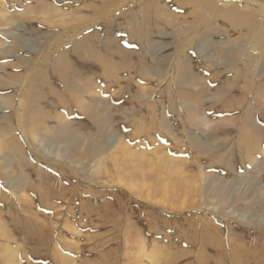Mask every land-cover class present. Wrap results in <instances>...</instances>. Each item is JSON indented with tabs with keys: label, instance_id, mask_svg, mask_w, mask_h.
Instances as JSON below:
<instances>
[{
	"label": "rangeland",
	"instance_id": "374dc122",
	"mask_svg": "<svg viewBox=\"0 0 264 264\" xmlns=\"http://www.w3.org/2000/svg\"><path fill=\"white\" fill-rule=\"evenodd\" d=\"M149 3L148 45L137 32ZM36 4L55 25L25 31ZM178 7L0 0V49L18 59L11 70L0 61V226L21 264H130L141 241L175 264H239L247 253L264 264V67L244 78L241 36L220 24L194 37L201 54L177 49L185 37L160 22L187 27L192 8ZM17 37L44 43L41 64L26 63L37 54L16 50ZM179 57L194 61L173 66Z\"/></svg>",
	"mask_w": 264,
	"mask_h": 264
},
{
	"label": "bare ground",
	"instance_id": "6f19581e",
	"mask_svg": "<svg viewBox=\"0 0 264 264\" xmlns=\"http://www.w3.org/2000/svg\"><path fill=\"white\" fill-rule=\"evenodd\" d=\"M176 1H178V4H179L178 9H176V10L180 11L182 13L184 12L185 16H187V14H186L184 9H186V7L188 5H190V7L192 9H191V13L188 16H192V18H190L191 22L189 23V25L187 27L180 26V29H176V30L173 27L174 26L173 20L167 19V21H161L160 25L162 28H165V29L167 27L173 28L171 31H173V33L175 35H177L179 37V39H180V37H183V38L185 37L184 40H182V39L180 40L182 42L178 43L179 47L177 49H181L183 53L188 52L190 49H193L198 54H201V52L199 53V48L193 47V45L196 44V42H194L195 41L194 37L201 35L202 30L207 31V26H204L205 24L206 25L220 24L219 26H221V29H222V27L223 28L225 27L226 30H228L225 32L233 33V34L235 33V34H238L241 36L240 41H237L235 44L240 48L239 53L242 55V57H244V59H242V61H240L241 59L237 58L235 62H236V64L244 65L243 71L241 73L244 76V78L248 77L251 79V76H249V75H251V71H250L251 66H259L261 68L264 67V0H176ZM150 6H151L150 3L145 6V9L147 10V12H146V15H144L146 17L145 20H143L144 26L141 27L140 30L137 32V33H139V39L141 40V43H146L148 45L150 44L149 43V31H147L148 29L145 30V27L149 26V25H147V21L149 20L148 14H149ZM97 10L99 11V8H97ZM27 12H28L27 13L28 16L25 15V17L21 19L22 25H23L22 28L25 31L28 30L26 28H29V29L39 28V29L43 30L44 27L42 24L55 25V23L52 22L53 17H48L49 16V14H48L49 9L44 5L36 4V7L28 10ZM207 15H210V16H207ZM180 16H183V15H180ZM207 17H209V18H207ZM180 18L184 19L183 17H180ZM37 23H40L41 25H37ZM1 24H2V22L0 21V25ZM19 29H21V27H19ZM218 35H220V37H222L221 32ZM43 38L44 37H42L41 39L43 40ZM16 39H17L16 44H15L16 50H21L24 52H28L27 50H29L30 52L35 51L34 54H37L35 57H32V59L26 61V63L30 67L37 66V65L41 64L40 59L43 57V52H44V43L43 42L44 41L42 42L43 44L40 47V49L39 48L36 49L34 47L35 45H33L32 42L31 43H25L26 41L24 38H23L24 39L23 41H25V42L19 41L20 38L18 40V37ZM31 41H33V40H31ZM72 48L73 49L69 54H73V53H77V52L80 53L78 51V42L76 44H74V46ZM2 51L5 53V55L3 57L0 56V61L6 60L7 61V64H6L7 67L6 68L8 70H11V67L13 66L12 64L14 62H18V59L16 57V52L15 51L6 52L3 50V48L0 49V52H2ZM185 56H187V55H185ZM66 60H67L66 56L63 55L62 59L60 60V65L62 66V70H65L68 67L65 65L67 62ZM201 60H202L201 61L202 64L208 62V60L206 59L205 56H203V58ZM156 61L157 60H155V62ZM193 61H194L193 59L187 60V59H183V58L179 57V58H176L175 60H173V66L175 65V66L179 67V66L183 65L185 67L187 63L192 64ZM189 67H191V66H188V68ZM72 69H73V67H72ZM175 69H178V68L175 67ZM180 71H181V69H180ZM184 71L182 70V72L179 73V75L182 74L181 77L186 80L189 77L186 78L187 75H184V74H188V76H189L190 73H192L194 70L191 71L190 73L189 72L185 73ZM58 72H59L58 74L60 75V73H61L60 67H59ZM62 72H64V71H62ZM192 76L194 77V73L192 74ZM262 76L263 75H260L258 77H262ZM188 80H191V79H188ZM22 90H24L23 87H22ZM72 90H73V88H71V90L69 88L68 92L70 93V91H72ZM50 92H51V90H50ZM70 95H71V93H70ZM56 96H58V95H56ZM36 100H37V96L33 97L31 102L35 103ZM59 100H60V98H59ZM19 101L20 102L17 105L18 109L24 107V104L21 103V99H19ZM80 102H81V100H80ZM75 104H79V102L75 103ZM28 106L30 108V106H31L30 102H28ZM30 110H31V108H30ZM31 114H33V113L31 112ZM58 119L60 121L63 120L62 117H58ZM22 134L25 137L29 134L28 135L29 138H31L32 140L36 139V136L27 130H22ZM1 146H2V144H0V151L2 149ZM248 148H250L251 151L252 150L257 151V149H258V151L260 153L262 152L261 149L259 150V148L255 145H253L252 147L249 146ZM128 150L129 149L124 147L123 144H121V143H119L118 146L116 147V151L121 152L122 154L129 153ZM18 152H20V151H18ZM250 162H252V163L255 162L253 157H251ZM100 165H102V164L99 163V166ZM140 183H141L140 184V186H141L143 182L140 181ZM132 184H134V183H132ZM133 187H134V185H133ZM162 190L163 189H161L160 191H162ZM147 192H148V196H149L150 190L147 189ZM166 192H167V186L164 187V193L166 194ZM172 192H174V193H171V195L172 196L175 195L176 189L173 188ZM59 197L61 198V196H59ZM169 197H170V193H169ZM148 198H150V196ZM173 200H176V199H173ZM54 206H56V205H54ZM54 208H55V210L59 211V209L61 207L59 209H56L58 207H54ZM8 231H6V229L4 227L0 226V239H2L3 242L7 246V247H4L3 252L0 255V257L3 259L1 264H21V261H20L21 259H19V256H17L18 255L17 252H19L18 249H11V247L9 245V243H10L9 241L13 238L11 237V235H9ZM136 247H137L136 253H134L132 256H130L128 258L130 261V264H162V263L163 264H175L176 263V261L172 260V256H170L169 253L167 255L164 252L159 251L155 248H147V245L144 243V241L138 242ZM235 253L236 252L229 253L231 260L235 258ZM236 258H239V257L237 256ZM60 259H61V257H60ZM242 259H244L243 263L240 262L239 264H249V261L251 259H255V257H254V255H252V253H251V256L247 253V255L245 257H242ZM73 262H72V264H73Z\"/></svg>",
	"mask_w": 264,
	"mask_h": 264
}]
</instances>
